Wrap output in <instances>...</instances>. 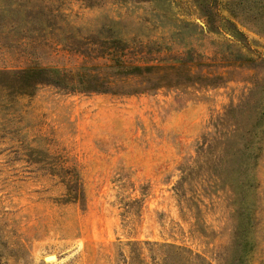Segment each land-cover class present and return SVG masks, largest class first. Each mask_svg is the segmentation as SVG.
<instances>
[{
	"label": "rangeland",
	"instance_id": "obj_1",
	"mask_svg": "<svg viewBox=\"0 0 264 264\" xmlns=\"http://www.w3.org/2000/svg\"><path fill=\"white\" fill-rule=\"evenodd\" d=\"M26 1L43 8L40 21L27 26L32 37L0 49V264H131L133 252L149 264L151 256L153 264H233L239 204L227 186L214 184L212 152L204 144L214 136V118L238 102L252 80L264 79V17L216 13L207 0ZM220 15L241 32L237 41L217 28L226 24ZM210 16L207 32L202 25ZM189 23L204 34L193 31L191 39ZM167 30L209 60L236 50L255 63L216 87L129 96L52 85L24 93L10 74L31 65L74 70L85 61L76 43L87 36L142 32L155 38ZM171 49L184 50L177 43ZM68 170L81 177L82 203L64 202L60 177ZM255 177L259 240L264 150ZM167 244L183 249L173 253L162 247ZM260 261L254 252L252 264Z\"/></svg>",
	"mask_w": 264,
	"mask_h": 264
},
{
	"label": "trees",
	"instance_id": "obj_2",
	"mask_svg": "<svg viewBox=\"0 0 264 264\" xmlns=\"http://www.w3.org/2000/svg\"><path fill=\"white\" fill-rule=\"evenodd\" d=\"M207 2L210 7H217L216 13L225 11L232 17L240 18L252 12L256 13L254 18L257 20L264 17V0H225L222 4L217 0ZM42 9L26 0H0V49L13 50L18 40L32 37L25 35L31 31L27 26L40 21L37 14ZM208 15L204 14L205 17ZM220 16L226 24L222 23L217 28L231 40L237 41V34L241 32L229 18ZM212 17L202 25L207 32H212ZM139 21L151 22L144 18ZM186 26L191 31V39L196 38L192 35L193 31L194 35L204 34L196 31L197 26L194 24ZM5 28H10V31H3ZM166 33L167 36L163 34L155 38L142 32L125 36H116L114 33L109 36L101 33L99 36H87L78 39L83 42L76 43V49L85 57V61L74 70L31 65L16 68L10 74L14 77L15 87L24 93H30L40 85H52L68 92L129 96L160 89L216 87L228 82L240 68L255 63L253 58L236 50H229L222 60H209L190 44H185V36L175 35L172 30ZM174 43L182 45L184 50L173 52L171 48ZM98 60L102 62L94 63ZM218 64L226 70L218 72ZM251 82L252 87L241 95L238 102L230 103L222 114L214 118V136L210 143L204 144L212 152L214 184L227 186L236 195L239 204L237 210L240 219L233 247L237 256L233 264H252L254 252L260 254V264H264V247L259 245L264 242V234H260L258 240L255 228L261 225V217L255 216L260 209L255 168L264 150V79L256 78ZM70 170L60 177L66 188L64 202L82 203L85 195L81 177L77 172L68 173ZM163 246L172 249L173 253L183 249L174 244ZM151 259L153 264L152 256ZM131 264L149 263L139 252H133Z\"/></svg>",
	"mask_w": 264,
	"mask_h": 264
},
{
	"label": "water",
	"instance_id": "obj_3",
	"mask_svg": "<svg viewBox=\"0 0 264 264\" xmlns=\"http://www.w3.org/2000/svg\"><path fill=\"white\" fill-rule=\"evenodd\" d=\"M51 256H52V255H48V256H46V257H45V260H47V258H49V257H51Z\"/></svg>",
	"mask_w": 264,
	"mask_h": 264
}]
</instances>
